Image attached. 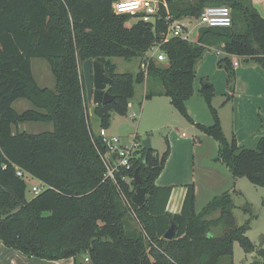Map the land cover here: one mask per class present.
Wrapping results in <instances>:
<instances>
[{"label":"trees","instance_id":"obj_1","mask_svg":"<svg viewBox=\"0 0 264 264\" xmlns=\"http://www.w3.org/2000/svg\"><path fill=\"white\" fill-rule=\"evenodd\" d=\"M116 1L0 0V242L28 257L74 258L75 264H220L223 258L231 264L233 243L238 242L245 254L257 252L264 261V249H256L246 236L249 223L236 225L229 192L195 214L194 187L188 185L180 212L166 211L172 187L154 183L168 148L161 156L154 149H141L132 169L115 176L116 183L104 180L96 147L104 148L91 136L82 72L84 61H98L111 79L106 89L114 100L91 106L100 128H110L112 113L126 114L136 84H144V99L167 97L190 121L185 103L193 95L195 63L207 48L224 53L218 64L226 72L230 94L235 84L231 57L249 59L264 70V17L252 0H166L172 20L198 19L205 7L225 5L232 24L200 27L190 40L169 39L161 46L166 63L149 62L146 74L139 69L136 74L119 73L112 59H142L163 38L167 26L163 8L152 25L131 15H115ZM32 58L48 63L55 81L52 89L38 86ZM199 93L213 122L197 127L218 143L216 160L233 179L246 178L264 188V137L253 147L226 139L211 105L212 86L204 83ZM18 100L31 108L16 112L13 104ZM24 123L50 124L52 130L18 131ZM136 169L146 190L140 208L131 202ZM16 170L46 188L28 200L25 180ZM122 176L129 177V183ZM243 211L250 212V207L246 204ZM171 222L176 231L167 241L163 235ZM80 256L83 259H77Z\"/></svg>","mask_w":264,"mask_h":264},{"label":"crops","instance_id":"obj_2","mask_svg":"<svg viewBox=\"0 0 264 264\" xmlns=\"http://www.w3.org/2000/svg\"><path fill=\"white\" fill-rule=\"evenodd\" d=\"M252 5L264 17V0H252ZM223 55L224 53L219 48L209 47L195 63L193 95L185 103L190 121L183 119L196 133H199V136L196 137L198 140L195 142V139H192L193 142H191V139L187 140L186 136H182V148L175 154L172 147L174 153L173 151L168 153L164 166H171L173 161H176V164L178 162L180 164L183 163V165L177 164L176 172L170 182L156 183L158 187H172V193L166 207V211L170 214H178L180 212L188 185H193L194 187L195 204L198 201L200 186H203L204 190L202 192L206 196L212 197V190L216 189V187L220 188L225 181L228 185L221 190H224L227 186L232 188L236 184L229 170L216 160L218 143L202 133L197 127L198 124L210 126L213 122L209 108L199 93L204 83L210 84L213 88L211 105L213 106L215 99L218 100L215 109L222 132L225 137L229 138H227L228 140L234 138L237 146L253 147L259 138L264 137V70L249 59L231 57L232 65L234 63H237V65H233L235 84L233 92L230 94L226 85V72L218 64ZM88 114L90 118L92 114L90 105ZM19 128L18 126V131H20ZM110 129L111 125L108 131ZM208 139L213 140L217 145L212 144L213 142H209ZM189 155L192 157L193 167L191 171L187 170V164L190 161ZM197 161L200 162L198 166L203 170L201 171V168H199V171H201L199 175H196L195 170ZM177 177H180V181L176 182ZM177 187H181L180 193L176 192ZM223 193H220V195ZM217 196L219 195H214V197ZM214 197L207 199L208 201H205L206 204ZM77 259H83V256ZM0 264H75V259L47 261L28 257L16 250L6 248L0 242Z\"/></svg>","mask_w":264,"mask_h":264},{"label":"rangeland","instance_id":"obj_3","mask_svg":"<svg viewBox=\"0 0 264 264\" xmlns=\"http://www.w3.org/2000/svg\"><path fill=\"white\" fill-rule=\"evenodd\" d=\"M180 22L184 26L185 32L190 31V39L193 38L196 30L200 28L197 24V19L194 18H181ZM140 60L141 59H133L129 62L124 61L121 58L112 59L113 63L117 65V71L119 73L132 72L133 74L138 72ZM165 63L166 62L163 64ZM31 70L39 87L49 89L54 87L55 81L49 65L45 60L32 58ZM144 91V84L134 85V96L128 104L126 114L124 116H118L112 113L111 115V129L110 131L107 130L110 134L119 137L124 145H128L133 136L136 138L137 142L149 138L152 148L158 151L160 156L167 148L169 149L168 153L174 150L175 154H177L182 148V134L186 136L187 140L191 139L190 141L193 142L192 139H195V142H197L198 139L196 137L199 136V133H196L194 129L184 121L183 117L171 105L169 98L152 97L151 99L146 100L144 99ZM217 103L218 100L215 99L213 102L214 108H216ZM13 108L16 112L21 113L30 109L31 105L25 100H18L13 104ZM133 113L136 114V117L131 119ZM89 119L92 133L97 136L100 130L98 120L92 114ZM19 127L20 131L32 134L52 130L50 124L43 123H24L19 124ZM225 138L227 139L228 137ZM208 140L209 142H213L212 144L217 145L213 140ZM189 160L187 170L191 171L193 167L191 155H189ZM199 163V161L196 162V175H199V172L203 171L202 168L198 166ZM175 164L176 161H173L171 166H163V169L155 179L154 184L170 182L176 172L177 164L183 165V163L180 164L179 162L176 165ZM199 168H201V171H199ZM179 179L180 177H177L176 182L180 181ZM24 180L26 183V198L31 199L33 197V194L30 191L31 187L36 186L38 181L31 177H26ZM235 182L236 184H234L232 188L227 186V188L221 190L228 185L225 181L220 188L216 187V189L212 190V197H214V195H220V193H223L224 191L229 192L232 196V202L234 205L233 215L236 225L241 226L248 222L249 229L246 232V236L256 249H264V188L252 185L246 178L234 179V183ZM202 190H204L203 186H200L198 201L194 204L195 214H199L206 206L207 199L212 198L211 196H206ZM176 192L180 193L181 187H177ZM246 204L250 207V212L243 211ZM254 260H259L261 264H264V261L259 258L257 252L245 254L238 242L233 243L231 264H250ZM220 264H230V261L227 260V258H223L221 259Z\"/></svg>","mask_w":264,"mask_h":264},{"label":"built area","instance_id":"obj_4","mask_svg":"<svg viewBox=\"0 0 264 264\" xmlns=\"http://www.w3.org/2000/svg\"><path fill=\"white\" fill-rule=\"evenodd\" d=\"M163 8L165 11L164 22L167 26L166 34L158 42L157 45L151 48L149 52L140 60L139 70L146 74L148 70L149 62L155 63L166 62V56L161 50V46L165 44L171 38H181L190 40L189 32H185L184 26L179 20H172L168 12V4L166 0H119L112 4V10L115 15H131L143 23L155 24V21L160 17V10ZM199 27H230L232 24L231 10L225 5H213L205 7L199 18L197 19ZM220 54V52H218ZM234 66L237 63L233 64ZM136 114L133 113L131 119H134ZM94 134L91 133L92 138ZM184 136V134H182ZM100 143L103 145L101 151L96 147L98 156L105 169L104 180L110 179L116 183L115 176L122 171H129L132 169L134 162L139 158L140 151L142 149L141 143L136 141L133 136L128 145H124L121 139L115 135L110 134L106 129L100 128L98 135L96 136ZM18 177H29L22 171L16 170ZM133 179V178H131ZM129 177L122 176V180L129 183L131 180ZM45 185L38 181L36 186L31 187V193L33 196L38 195L45 189ZM125 205L130 211H132L131 204L126 200L124 195L122 196ZM133 204V203H132ZM85 262H88L87 258H84Z\"/></svg>","mask_w":264,"mask_h":264},{"label":"water","instance_id":"obj_5","mask_svg":"<svg viewBox=\"0 0 264 264\" xmlns=\"http://www.w3.org/2000/svg\"><path fill=\"white\" fill-rule=\"evenodd\" d=\"M82 72L88 105H106L114 100V98L108 94L106 89L111 83V79L105 76L104 68L101 63L98 61L86 60L82 63ZM140 143L142 149H152L149 138L142 140ZM133 183L136 188L134 194L132 195L131 202L133 205L140 208L145 203L146 190L140 186L141 181L137 169L133 173ZM175 231V224L171 222L170 227L163 235V239L167 241L172 240L174 238Z\"/></svg>","mask_w":264,"mask_h":264}]
</instances>
